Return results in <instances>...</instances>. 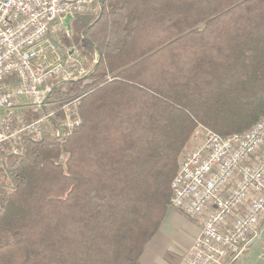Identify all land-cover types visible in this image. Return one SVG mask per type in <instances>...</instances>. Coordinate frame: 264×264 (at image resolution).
Segmentation results:
<instances>
[{
    "label": "trees",
    "instance_id": "16d2710c",
    "mask_svg": "<svg viewBox=\"0 0 264 264\" xmlns=\"http://www.w3.org/2000/svg\"><path fill=\"white\" fill-rule=\"evenodd\" d=\"M100 2L70 21L96 68L51 82L83 94L81 124L0 162V264H139L195 126L227 135L264 116V0Z\"/></svg>",
    "mask_w": 264,
    "mask_h": 264
},
{
    "label": "built area",
    "instance_id": "2783aa9c",
    "mask_svg": "<svg viewBox=\"0 0 264 264\" xmlns=\"http://www.w3.org/2000/svg\"><path fill=\"white\" fill-rule=\"evenodd\" d=\"M99 0H0V162L22 155L27 137L68 136L81 124L83 94L57 112L50 97L58 84L88 70L75 49H64L63 18L91 13ZM70 19V21H71ZM24 109L39 113L29 119ZM193 149L170 182V206L200 224L187 247V264H232L264 225V116L241 132L218 134L198 124ZM264 256V246L259 254Z\"/></svg>",
    "mask_w": 264,
    "mask_h": 264
},
{
    "label": "crops",
    "instance_id": "0c3cea01",
    "mask_svg": "<svg viewBox=\"0 0 264 264\" xmlns=\"http://www.w3.org/2000/svg\"><path fill=\"white\" fill-rule=\"evenodd\" d=\"M72 48L68 44L64 46L68 52ZM171 208L173 211L168 215L169 219L162 222L144 248L141 264H187L186 249L199 234L200 224L181 211ZM257 240L250 242L232 264H264V256H259L264 241Z\"/></svg>",
    "mask_w": 264,
    "mask_h": 264
},
{
    "label": "rangeland",
    "instance_id": "374dc122",
    "mask_svg": "<svg viewBox=\"0 0 264 264\" xmlns=\"http://www.w3.org/2000/svg\"><path fill=\"white\" fill-rule=\"evenodd\" d=\"M100 2V1H99ZM100 8V3L98 4V6H96V8H95V10L93 11V12H91V13H87V14H83V15H88V14H92V13H95L96 11H97V9H99ZM79 16H82V15H79ZM64 32H65V30H63ZM60 32V33H58V35H59V37L61 38V41L63 42V44H64V46H65V44H68V45H72L71 44V31L69 32V33H64V32ZM61 34V35H60ZM72 49H74V48H72ZM79 93H66V92H63V93H60V96H56V95H54V94H52L51 95V97H50V102H51V106H50V108H52V109H55L56 110V108L58 107H60V105L65 101V99H69L70 97H72V96H75V95H78ZM25 110V112L27 113V115L29 116V119H31V120H33V119H36L37 117H39V113L37 112V113H33V112H31L29 109H24ZM198 125V124H197ZM196 125V126H197ZM195 126V127H196ZM195 129V128H194ZM194 129H193V131H194ZM193 131H192V133H191V135H190V137H189V139H188V141H187V144H186V146L184 147V149L182 150V156L185 154V153H187L188 151H190L191 149H193V147L195 146V144H196V142L198 141V138H194L193 137ZM182 158V157H181ZM181 160V159H180ZM173 211V209L169 206L168 207V209H167V211H166V214H165V216H164V219H163V221H167L168 219H169V214L171 213ZM264 226V225H263ZM262 229V228H261ZM197 237V236H196ZM195 237V238H196ZM264 241V239H258L257 241ZM139 264H141V256H140V258H139ZM236 264H239V262H237Z\"/></svg>",
    "mask_w": 264,
    "mask_h": 264
},
{
    "label": "water",
    "instance_id": "95a60500",
    "mask_svg": "<svg viewBox=\"0 0 264 264\" xmlns=\"http://www.w3.org/2000/svg\"><path fill=\"white\" fill-rule=\"evenodd\" d=\"M100 1V0H99ZM100 3V8H102V5H101V2ZM72 18V16L70 14H67L62 22H63V25H64V30L66 33H69L70 32V19ZM97 20V19H96ZM95 22V21H94ZM95 50H96V53H97V59L95 61V64L94 66L87 72V74L84 76L85 78L88 77L93 71L94 69L96 68L97 64H98V60H99V53H98V50L96 48V46H94ZM259 239H264V226L262 227V229L260 230V233H259ZM257 239H254L252 242H255Z\"/></svg>",
    "mask_w": 264,
    "mask_h": 264
},
{
    "label": "bare ground",
    "instance_id": "6f19581e",
    "mask_svg": "<svg viewBox=\"0 0 264 264\" xmlns=\"http://www.w3.org/2000/svg\"><path fill=\"white\" fill-rule=\"evenodd\" d=\"M56 88H57V87H56ZM54 89H55V88H54ZM54 89H53V90H54ZM52 92H53V91H52Z\"/></svg>",
    "mask_w": 264,
    "mask_h": 264
}]
</instances>
